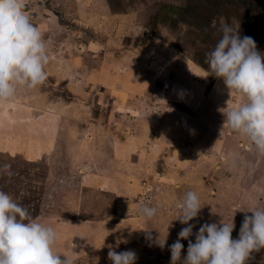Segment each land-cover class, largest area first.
I'll use <instances>...</instances> for the list:
<instances>
[{
	"label": "rangeland",
	"instance_id": "rangeland-1",
	"mask_svg": "<svg viewBox=\"0 0 264 264\" xmlns=\"http://www.w3.org/2000/svg\"><path fill=\"white\" fill-rule=\"evenodd\" d=\"M24 3L50 59L42 85L0 102V191L55 228L61 259L111 264L108 246L122 236L115 250H133L136 264H170L189 191L201 205L194 234L233 219L237 238L248 211L264 209V154L222 129L217 109L243 99L222 91L205 56L218 39L213 22L264 55V0ZM143 206L157 214L146 221ZM246 264H264V248Z\"/></svg>",
	"mask_w": 264,
	"mask_h": 264
},
{
	"label": "clouds",
	"instance_id": "clouds-1",
	"mask_svg": "<svg viewBox=\"0 0 264 264\" xmlns=\"http://www.w3.org/2000/svg\"><path fill=\"white\" fill-rule=\"evenodd\" d=\"M24 0H0V102L14 97L17 87L34 89L47 79L49 55L42 33L25 14ZM213 35H218L212 49L205 56L208 70L222 81L223 89L231 97L236 93L243 102L238 106L221 107L225 125L246 137L260 154H264V55L256 50L252 37H241L230 23L221 22ZM5 169L10 166L5 165ZM181 215L176 219L185 227L178 238L168 246L170 264H246L253 252L264 248V209L254 208L245 215L238 237L233 238V219L225 223H204L194 234L200 200L194 191L185 194L178 204ZM146 221L156 214V208L143 206L139 213ZM195 236L193 242L190 237ZM145 238L163 249L167 243L160 235L153 237L145 230ZM58 233L52 226L33 219L28 210L17 204L10 195L0 191V264H71L68 257L53 249ZM182 240H187L186 255ZM121 243L109 245L111 264H136L137 255L129 249L117 252ZM151 246V245H150ZM73 247H75L73 245Z\"/></svg>",
	"mask_w": 264,
	"mask_h": 264
}]
</instances>
